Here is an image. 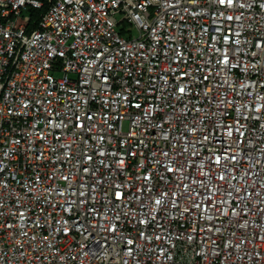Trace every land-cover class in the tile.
Segmentation results:
<instances>
[{
  "label": "built area",
  "instance_id": "built-area-1",
  "mask_svg": "<svg viewBox=\"0 0 264 264\" xmlns=\"http://www.w3.org/2000/svg\"><path fill=\"white\" fill-rule=\"evenodd\" d=\"M0 264H264V0H0Z\"/></svg>",
  "mask_w": 264,
  "mask_h": 264
},
{
  "label": "rangeland",
  "instance_id": "rangeland-1",
  "mask_svg": "<svg viewBox=\"0 0 264 264\" xmlns=\"http://www.w3.org/2000/svg\"><path fill=\"white\" fill-rule=\"evenodd\" d=\"M31 13L33 14V12L31 11V9H27V10H25L24 11V13L20 16V18H19V22H25V21H30V18H31ZM124 29V30H123ZM128 29V30H127ZM119 30L121 31V30H123L124 32L126 31V32H129L130 31V33H131V35L134 37V36H137V30L134 28V27H132V26H124V28H123V26H120L119 27ZM124 128H126V125L124 126Z\"/></svg>",
  "mask_w": 264,
  "mask_h": 264
},
{
  "label": "trees",
  "instance_id": "trees-1",
  "mask_svg": "<svg viewBox=\"0 0 264 264\" xmlns=\"http://www.w3.org/2000/svg\"><path fill=\"white\" fill-rule=\"evenodd\" d=\"M46 10V7L43 8V9H39V10H36L34 8L31 9V11L33 12V14L31 13V18H30V21H29V28L30 29H33L36 27V22L40 16V14L42 12H44Z\"/></svg>",
  "mask_w": 264,
  "mask_h": 264
},
{
  "label": "snow or ice",
  "instance_id": "snow-or-ice-1",
  "mask_svg": "<svg viewBox=\"0 0 264 264\" xmlns=\"http://www.w3.org/2000/svg\"><path fill=\"white\" fill-rule=\"evenodd\" d=\"M234 2H235V0H227V3H228V4H232V3H234ZM220 3H221V4L225 3V0H220ZM229 19H231V17H229ZM225 63H226V61H225ZM179 91H180V92H184V88L181 87V88L179 89ZM217 162H219V158H217ZM221 179H223V177H221ZM156 203H160V201L157 200Z\"/></svg>",
  "mask_w": 264,
  "mask_h": 264
}]
</instances>
